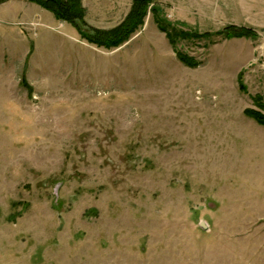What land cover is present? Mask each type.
<instances>
[{"label": "rangeland", "instance_id": "374dc122", "mask_svg": "<svg viewBox=\"0 0 264 264\" xmlns=\"http://www.w3.org/2000/svg\"><path fill=\"white\" fill-rule=\"evenodd\" d=\"M154 2L180 30L262 22L240 0ZM82 4L112 28L131 0ZM249 43L172 47L148 13L106 49L0 2V264H264V126L243 113L264 102V44L241 63L246 90L236 78Z\"/></svg>", "mask_w": 264, "mask_h": 264}, {"label": "trees", "instance_id": "16d2710c", "mask_svg": "<svg viewBox=\"0 0 264 264\" xmlns=\"http://www.w3.org/2000/svg\"><path fill=\"white\" fill-rule=\"evenodd\" d=\"M29 1L50 11L57 20L71 24L88 43L106 49L116 48L126 42L143 25L148 13L152 14L157 28L165 34L172 47L175 46L179 38L187 37L201 38L202 36L212 35H218L222 39L242 37L256 39L258 37L253 28L234 24H227L215 32L199 33L177 29L162 16L161 8L155 4L154 0H131L130 9L123 20L109 29L96 28L87 24L82 0ZM175 53L179 61L189 68H195L200 65L199 61L187 54L179 51H175ZM236 78L239 90H246V85L243 82V70L239 71ZM252 101L255 108H245L243 113L264 126V102L262 96L255 94L252 97Z\"/></svg>", "mask_w": 264, "mask_h": 264}, {"label": "crops", "instance_id": "0c3cea01", "mask_svg": "<svg viewBox=\"0 0 264 264\" xmlns=\"http://www.w3.org/2000/svg\"><path fill=\"white\" fill-rule=\"evenodd\" d=\"M202 5H208V0H198ZM171 2V1H170ZM240 2H241V6H245V7H248V8H250L251 9V12H252V15L254 16L252 19V21H254V22H257V21H262L261 23L259 22V25H258V23L255 25V24H253V25H251V26H253V27H257L256 29L257 30H264V20H261L260 18H256L255 17V14H259L260 12H262V13H264V0H240ZM173 5H174V2H173ZM174 8H176V6L175 7H173V9ZM172 16H173V14H172ZM96 28H102V29H108V28H111V27H107V26H100V27H96ZM255 28H254V30H255ZM256 30V31H257ZM258 36H260L259 35V33H258ZM258 38V42L260 43V44H256L255 43V41H256V39H254V40H251L250 38H231L230 40H232V41H234V42H236V45L238 44H240V45H244V44H247V42H250L249 44H250V50H248L247 51V53L246 54H244V56L239 60V63L241 64V63H243L242 61H245V62H250V61H253V59L255 58V51L257 50V48H260V47H262L263 46V41H264V38H262L261 36L260 37H257ZM261 39H263V41H259V40H261ZM261 54V53H260ZM262 55V54H261ZM263 56V55H262ZM242 68H243V64H241L240 65V67L238 68L239 70H238V72L239 71H241L242 70ZM237 72V73H238Z\"/></svg>", "mask_w": 264, "mask_h": 264}, {"label": "water", "instance_id": "95a60500", "mask_svg": "<svg viewBox=\"0 0 264 264\" xmlns=\"http://www.w3.org/2000/svg\"><path fill=\"white\" fill-rule=\"evenodd\" d=\"M2 1H4V0H0V2H2ZM200 226H201L202 228H205V225H204L203 222H200Z\"/></svg>", "mask_w": 264, "mask_h": 264}]
</instances>
